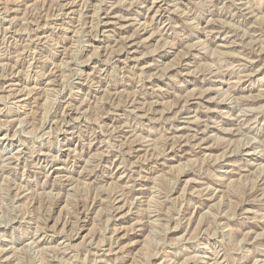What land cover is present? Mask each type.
<instances>
[{"label": "rangeland", "instance_id": "rangeland-1", "mask_svg": "<svg viewBox=\"0 0 264 264\" xmlns=\"http://www.w3.org/2000/svg\"><path fill=\"white\" fill-rule=\"evenodd\" d=\"M0 264H264V0H0Z\"/></svg>", "mask_w": 264, "mask_h": 264}]
</instances>
